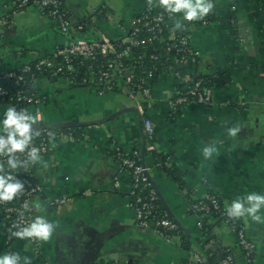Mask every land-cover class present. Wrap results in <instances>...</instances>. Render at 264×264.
Wrapping results in <instances>:
<instances>
[{"label": "crops", "instance_id": "0c3cea01", "mask_svg": "<svg viewBox=\"0 0 264 264\" xmlns=\"http://www.w3.org/2000/svg\"><path fill=\"white\" fill-rule=\"evenodd\" d=\"M14 1L0 0V80L78 41L104 35L127 42L136 20L152 6L164 9L159 0H60L70 21L64 31L37 6L13 13ZM214 2L210 19L186 21L172 14L169 38L184 27L192 53L184 61L173 58L182 76L161 73L143 103L155 151L169 157L167 165H158L147 151L144 118L129 96L131 68L113 70L114 90L107 93L89 78L79 84L55 75L33 80L45 98L42 125L72 131L51 141L48 153L33 162L40 189L32 201L34 219L43 216L55 228L47 241L12 236L9 242L0 213V255L19 253L21 264H221L233 250L235 264H264V219L239 217L254 246L249 261L226 223L203 215L201 228L190 210L191 202L208 196L227 208L246 194H264V10L254 0ZM199 77H220L213 105L174 108L179 87ZM10 106L0 99V120ZM27 112L36 115L31 105ZM233 127L239 129L235 136L228 132ZM209 143L216 151L206 159ZM118 151L144 156L158 207L176 231L167 235L138 225L132 174L122 169ZM259 214L264 217V208Z\"/></svg>", "mask_w": 264, "mask_h": 264}, {"label": "built area", "instance_id": "2783aa9c", "mask_svg": "<svg viewBox=\"0 0 264 264\" xmlns=\"http://www.w3.org/2000/svg\"><path fill=\"white\" fill-rule=\"evenodd\" d=\"M30 6L39 7L43 14L57 20V22L64 31L68 30L70 26L68 11L65 9L60 0H15L12 5L11 11L13 13H16L20 9L27 8ZM149 10L155 12L157 15L149 18V15L144 14L140 19L136 20L133 23V26L136 23H140L142 20H145L146 26L150 27L151 25L152 30L161 32L162 29L160 28V25L165 23V15L162 11L156 9L153 6ZM169 15L172 16V14ZM135 32H137V29H134L133 33L131 31L129 38L126 42L129 44L130 47L136 46L140 43L136 38H134ZM177 45L183 46L184 48L188 47L189 52L192 53L189 47V35H187L184 39H178ZM130 47H127L123 51L118 52L116 44L103 35L98 41H78L71 47L58 50L53 58L38 61L36 63V69L41 70L43 68H47L52 71V74L55 76H58L60 74L63 75L65 73V70L67 72L72 73L73 67L68 66L65 68L58 64L57 59L59 57H63L65 59H68L70 57H83L87 59L94 58L96 55L100 54L104 56L113 55L116 60L119 61L123 56L130 57ZM181 49L182 48H179V50ZM185 59V56L180 58V60L182 61H184ZM110 68L112 69V72L116 68L119 69L120 72H122L123 69L121 64L117 65L116 67L110 65ZM31 70L32 67L28 65L23 69V72H30ZM112 72L100 73L101 76L99 77L96 83L97 86L101 87L100 90L102 93H107L114 90L115 85L112 80ZM23 74L18 72H9L4 74L1 79L12 84H25V77L23 76ZM176 76L180 77L178 73H176ZM132 79L133 78L131 76H129V78L127 79L129 87V96L132 100L136 102L137 109L144 118V130L147 141L149 143L147 151L156 152L155 146L153 144L154 127L151 121L145 117L143 105L145 101L150 99V89H143V91L140 92L137 96L130 87ZM89 80L94 83V77H91V79ZM213 93L214 92L211 88L201 90L200 83L193 82L184 87L181 92H178L171 101V104L174 108L190 104L211 106L213 105ZM0 99H3L11 104L16 103L19 107H21V110H23V107L26 103H29L31 106L34 107L35 114H39L40 119L38 120V130L42 132L43 136L37 142L33 140L29 148L36 147L40 149V156L46 155L49 151V144L47 142L48 139L50 141H54L56 139H61L68 135L65 133L55 132V129L42 125L41 105L45 102L44 97L38 94L27 95L26 90H19L17 93H14L9 90L0 88ZM27 151L28 149H26L24 153H16L15 155L17 161L20 162V167L23 169L24 174L34 179L33 162L28 159ZM138 154V152H135L133 156L137 157ZM5 161V156L0 155V165H3ZM120 161L122 169L130 171L132 174L133 188L131 190L130 196L134 200L138 225L146 228H162L166 232L176 231L177 226L165 216H163L162 218H156V203L158 198L150 181L149 169L145 165L140 164L135 159L120 157ZM3 170L5 169L3 168ZM13 177L18 180V177H16L15 175H13ZM145 190H148V193L146 195H143V192ZM39 191V187L33 182V185L31 187L24 188V190L19 193L16 198L13 199L17 200L16 204L13 205V203H11L13 202V200L0 201V213L6 221V233L9 242L13 236V232L30 225L33 221L35 217V211L32 204V200L38 195ZM64 202L65 200L57 201L56 204H63ZM226 209L227 208L224 207L220 200L215 196H208L203 200L193 201L190 203V210L198 218V225L201 228L204 226L202 216L209 215L212 211L219 214L220 218L223 219L224 222L228 225L229 220L227 219V217L229 216L227 215ZM229 228L232 230V232L236 231V228H234L233 226H229ZM238 239L241 247L245 250V258L250 261L254 251V246L248 240L245 232V227L243 225H241L238 229ZM31 240L35 243L36 237H31ZM197 262L199 264H203V261L201 259H197ZM221 264H235L234 256L232 254H227Z\"/></svg>", "mask_w": 264, "mask_h": 264}, {"label": "trees", "instance_id": "16d2710c", "mask_svg": "<svg viewBox=\"0 0 264 264\" xmlns=\"http://www.w3.org/2000/svg\"><path fill=\"white\" fill-rule=\"evenodd\" d=\"M254 1L262 10H264V0H254ZM23 9H20L19 11ZM160 11H162L163 14L165 15L164 16L165 23L160 25V28L162 29L161 32L152 30L151 25L150 27L146 26L145 20H142L140 23H136L132 29V33L134 29H137L134 38H136L140 42L138 45L130 47L128 43L121 40L114 42L117 46L118 52H121L127 47H130V51H131L130 57L123 56L119 61H117L113 55L104 56L100 54L96 55L94 58H87V59L83 57H70L68 59L59 57L57 59L58 64L65 68L71 66L73 67V71L71 73L65 70V73L63 75L61 74L58 75V77L73 81L74 84H79L82 81H84V79L86 78L90 79L91 76L93 75L94 76L93 85H95L100 89L101 87L97 86L96 83L99 77L101 76L100 73L112 72L110 65L116 67L117 65L121 64L123 69L131 68L133 70L134 72L132 76L133 79L130 84V87L134 91V93L138 96L139 93L143 91V89L149 88L150 83H152L163 72L172 71L173 73L175 74L178 73L180 74V76H182V72L179 70H175V68L173 67L172 60L173 58L176 57L182 58L183 56H185L187 58L191 55V53L188 50V47L184 48L183 46L177 45L178 39H182V38L184 39L188 35V31L183 27L182 29L174 33L175 38L173 39L169 38L170 34H172V27L170 24L172 17L164 9ZM145 15H149V18H151L156 16L157 14L151 10H148L145 13ZM207 19H210V16H207ZM179 48L182 49L179 50ZM36 63L30 65L32 67V70L30 72L24 73L23 70L18 72L22 74L24 73L23 76L25 77V84H21V83L12 84L1 79L0 88L9 90L14 93H17L19 90H26L27 95L37 94L33 89V85H32L33 80L41 76L51 77V75L53 74L52 71H50L47 68L37 70ZM220 80H221L220 77L218 78L199 77V78H193L192 82L194 83L199 82L201 90L206 88H211L212 90H214L215 86L220 83ZM183 87L184 85L180 86L178 92H181ZM13 105L17 110H21V107H19L16 103H13ZM28 107H30V104L26 103L23 107V110L27 111ZM34 132L37 134L34 135L33 140L37 142L42 138L43 134L39 130H34ZM55 132L65 133V134L72 133V131L68 129H55ZM47 142L48 144L51 143L49 139ZM148 153L154 157L158 165H166L169 162L168 156L156 152H148ZM115 156L119 161H120V157H123V158L135 159L140 164L144 165V156L140 153L138 154L137 157H135L133 155L124 154L122 151H118L115 153ZM5 159L6 161L3 164V168L5 169V171L10 172L11 174L18 177V180L21 183H23L24 188H29L33 185V182L35 183V180L33 178H30L29 176L24 174L23 169L20 166L17 169L8 168L7 165L8 158L5 156ZM169 173L173 174L174 172L173 170H169ZM147 193L148 190H145L143 192V195H146ZM131 199L134 203L133 198ZM11 203H13L14 205L17 203V200L15 199ZM156 206H157L156 218H162L163 216H165L163 211L159 209L158 203H156ZM210 215H213L214 217L218 218L220 222H224V220L221 219L219 214H217L216 212L212 211ZM227 219L229 220L228 225L236 228V231L233 232V235L237 240V247L240 248L245 255V250L241 247L238 239V229L243 224L239 218L227 217ZM208 228L210 229V227ZM171 233L172 232H166L167 235H170ZM233 252L234 251L232 250L228 252V254L234 255Z\"/></svg>", "mask_w": 264, "mask_h": 264}, {"label": "clouds", "instance_id": "9594fccd", "mask_svg": "<svg viewBox=\"0 0 264 264\" xmlns=\"http://www.w3.org/2000/svg\"><path fill=\"white\" fill-rule=\"evenodd\" d=\"M160 5L169 14H182L186 21H198L207 17L215 8L214 0H159ZM151 6V5H150ZM180 26L179 23L177 25ZM40 119L39 114L33 115L26 110L17 111L15 107H8L4 117L0 120V126L6 135H0V155L6 156L10 169H17L20 162L16 159V153H24L26 149L28 159L32 162L41 160L40 149L29 146L34 135L33 125ZM238 128H229L230 135H237ZM216 149L209 143L203 149L205 158H210ZM24 190V185L13 177L10 172L3 170L0 165V201H12ZM248 205L247 207L245 205ZM264 208V194L252 192L246 194L243 199L233 200L227 207V215L232 218L250 216L255 221L264 219L259 213ZM55 225L43 216H37L30 225L15 231L13 236L19 239L36 237L47 241L52 236ZM0 264H21L19 253L0 255Z\"/></svg>", "mask_w": 264, "mask_h": 264}, {"label": "water", "instance_id": "95a60500", "mask_svg": "<svg viewBox=\"0 0 264 264\" xmlns=\"http://www.w3.org/2000/svg\"><path fill=\"white\" fill-rule=\"evenodd\" d=\"M128 76H130V73H128ZM33 130H38V129L36 128V129H33ZM160 230H163V229L160 228ZM120 261H121L122 263H128V262H130L129 260H127V259H125V258L120 259ZM97 262H98V261H97Z\"/></svg>", "mask_w": 264, "mask_h": 264}]
</instances>
